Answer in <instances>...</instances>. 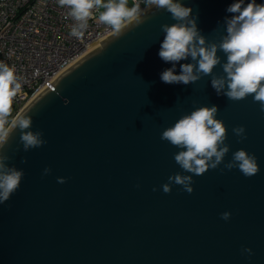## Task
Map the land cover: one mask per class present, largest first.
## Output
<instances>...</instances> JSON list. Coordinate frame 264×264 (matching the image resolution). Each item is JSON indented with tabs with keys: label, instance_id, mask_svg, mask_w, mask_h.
<instances>
[{
	"label": "water",
	"instance_id": "95a60500",
	"mask_svg": "<svg viewBox=\"0 0 264 264\" xmlns=\"http://www.w3.org/2000/svg\"><path fill=\"white\" fill-rule=\"evenodd\" d=\"M181 2L211 42L226 33L236 0ZM142 12L143 23L100 39L17 114L31 116V130L47 143L25 152L17 129L3 150L24 176L0 203V264H264V111L252 96L217 95L210 76L164 83L161 73L173 65L159 57L161 26L177 21L166 10ZM184 63L191 58L176 64L177 74ZM200 106H217L227 125L224 163L244 148L259 172L245 177L222 163L194 176L191 194L175 184L164 193L182 169L174 160L180 149L161 134ZM238 125L246 128L242 142L232 132ZM245 247L254 254H242Z\"/></svg>",
	"mask_w": 264,
	"mask_h": 264
},
{
	"label": "clouds",
	"instance_id": "9594fccd",
	"mask_svg": "<svg viewBox=\"0 0 264 264\" xmlns=\"http://www.w3.org/2000/svg\"><path fill=\"white\" fill-rule=\"evenodd\" d=\"M156 10H166L177 23L163 24L165 34L160 46L159 57L173 67L161 73V80L168 84H192L202 77L210 76L211 85L217 95H224L229 100L237 101L252 96L264 111V4L256 0L245 3L236 0L227 12L233 13L226 18V33L219 41L209 42L197 27L192 8L181 0H57L61 8L67 9L66 17L74 23L70 35L82 39L89 27L90 20L109 27L117 37L130 27L144 22L141 3ZM102 9V10H101ZM98 13V15H97ZM218 52L227 57L222 63ZM191 58L192 63L181 65L176 73L175 67L181 60ZM217 66L222 67V74L215 73ZM22 88L16 69L0 62V203L8 201L16 192L24 176L23 169L9 166L10 157L4 153L14 130L20 132V143L25 152L43 146L47 141L42 131H34L32 117L18 115L12 117L15 98ZM217 106H200L179 118L161 134V139L180 149L174 154V160L182 169L168 177V182L161 187L164 193L172 191V185L182 186V190L191 194L194 191V176L203 175L209 169H215L224 163L230 151L227 125L217 118ZM232 132L242 142L247 138L244 125L235 126ZM21 163H27L24 157ZM227 170L238 169L245 177L259 172L255 154L240 148L232 154V159L224 163ZM51 167H46L43 175H48ZM190 173V174H184ZM65 177H58V183H65ZM158 189L153 187L152 191ZM231 212L221 213V218L229 220ZM242 254L253 255L251 247L241 249Z\"/></svg>",
	"mask_w": 264,
	"mask_h": 264
},
{
	"label": "built area",
	"instance_id": "2783aa9c",
	"mask_svg": "<svg viewBox=\"0 0 264 264\" xmlns=\"http://www.w3.org/2000/svg\"><path fill=\"white\" fill-rule=\"evenodd\" d=\"M146 7L142 2L141 10ZM66 12L57 0H0V62L14 67L22 83L10 119L65 68L112 32L93 19L84 37L77 39L70 35L74 22L66 17Z\"/></svg>",
	"mask_w": 264,
	"mask_h": 264
},
{
	"label": "rangeland",
	"instance_id": "374dc122",
	"mask_svg": "<svg viewBox=\"0 0 264 264\" xmlns=\"http://www.w3.org/2000/svg\"><path fill=\"white\" fill-rule=\"evenodd\" d=\"M130 2V4H132V1H129Z\"/></svg>",
	"mask_w": 264,
	"mask_h": 264
},
{
	"label": "crops",
	"instance_id": "0c3cea01",
	"mask_svg": "<svg viewBox=\"0 0 264 264\" xmlns=\"http://www.w3.org/2000/svg\"><path fill=\"white\" fill-rule=\"evenodd\" d=\"M130 1L134 2V0H130Z\"/></svg>",
	"mask_w": 264,
	"mask_h": 264
}]
</instances>
